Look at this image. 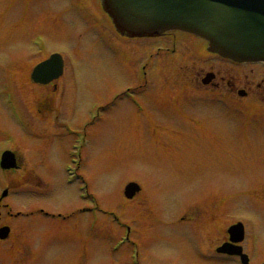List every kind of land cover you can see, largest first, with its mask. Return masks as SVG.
Here are the masks:
<instances>
[{
    "label": "rangeland",
    "instance_id": "rangeland-1",
    "mask_svg": "<svg viewBox=\"0 0 264 264\" xmlns=\"http://www.w3.org/2000/svg\"><path fill=\"white\" fill-rule=\"evenodd\" d=\"M101 22L94 0H0V151L19 157L0 170V264H235L213 257L236 222L250 264L264 261L263 68L190 66L157 52L165 38L125 42ZM52 51L55 93L30 80ZM220 65L247 76V97L219 104L191 84ZM128 88L138 106L114 100Z\"/></svg>",
    "mask_w": 264,
    "mask_h": 264
},
{
    "label": "water",
    "instance_id": "water-1",
    "mask_svg": "<svg viewBox=\"0 0 264 264\" xmlns=\"http://www.w3.org/2000/svg\"><path fill=\"white\" fill-rule=\"evenodd\" d=\"M116 31L128 37H154L167 30H181L208 42V49L238 62H264V0H100ZM62 60L52 55L37 65L31 79L46 84L58 78ZM6 155H4L5 157ZM3 157V158H4ZM12 157L8 166H11ZM4 165V162H3ZM5 166V165H4ZM139 187L126 185L124 193L132 197ZM0 228V238L8 234ZM231 240L243 238L238 223L228 229ZM227 253H239L226 246ZM224 251V250H221Z\"/></svg>",
    "mask_w": 264,
    "mask_h": 264
},
{
    "label": "flooded vegetation",
    "instance_id": "flooded-vegetation-1",
    "mask_svg": "<svg viewBox=\"0 0 264 264\" xmlns=\"http://www.w3.org/2000/svg\"><path fill=\"white\" fill-rule=\"evenodd\" d=\"M187 36L188 34L178 35V33H166L163 35V38L167 39L168 45L161 46V48L158 49L157 52L160 50L166 51L168 54H174L178 49L182 50L181 54L185 57H187L190 61H186L190 66H193V62H203L206 63L211 59H216L219 61H223L229 65L228 66H242V65H260L264 70V65L262 64H239L234 63L232 61L219 58L213 54H210L205 50V47L202 46V44H198L195 46L196 42L194 40H197L200 42L201 40L195 39V37H192V39H189ZM191 37V36H189ZM197 48V49H196ZM213 57H211V56ZM203 67V66H202ZM209 68L207 71L202 70L201 72L197 73V81H194L191 84H196L203 92H210L217 95V101L219 104L224 102L225 99V93L229 92L231 94H235L236 96H240L242 98H245L249 94V90H251L252 84H249L247 80V76H245V83L242 85L240 75L237 72H232L229 68H224L220 65L219 67H206ZM211 72L212 76L208 81H203V78L206 73ZM240 73V72H239ZM263 82V80H262ZM50 87V90L56 89V86H53L52 84L47 85V88ZM201 87V88H200ZM257 89H263L262 96H264V88L261 85V83L257 84ZM51 92V91H49ZM242 92V93H241ZM243 94V95H241ZM182 222V221H181ZM184 222V221H183ZM198 248V247H197ZM216 251V250H215ZM217 253V252H216ZM219 258L213 257L216 260H220L219 262L226 261L227 259L235 258V257H227L223 254L217 253ZM223 258V259H221ZM206 259V258H205ZM236 259V258H235Z\"/></svg>",
    "mask_w": 264,
    "mask_h": 264
}]
</instances>
